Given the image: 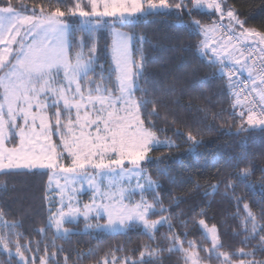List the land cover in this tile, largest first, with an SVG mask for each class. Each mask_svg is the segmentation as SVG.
<instances>
[{"label": "snow or ice", "instance_id": "obj_1", "mask_svg": "<svg viewBox=\"0 0 264 264\" xmlns=\"http://www.w3.org/2000/svg\"><path fill=\"white\" fill-rule=\"evenodd\" d=\"M157 16H175L179 22L176 27L200 37L195 44L186 45L177 36L173 48L192 52L206 62L213 69L211 78L217 73L226 78L225 87L234 97L233 108L242 109L235 134L264 133V30L247 27L249 17L226 0H48L47 7L0 0V175H48L41 205L44 227L33 229L42 236L49 229H54V235L68 236L72 229L64 225L80 218L91 230H115L117 225L121 229L142 227L150 243L142 245L138 259L124 257V264H159L164 252L179 253L184 264H203L205 260L264 264V195L249 203L244 194H236L240 184L247 191L258 187L264 194V165H257L247 151L248 137L238 143L239 152L220 154L225 170L215 173L219 179L211 185L212 192L203 193L214 195L223 185L222 195L234 204L232 216L238 224L231 235L238 237L243 247L233 251H221L232 244L221 240L216 224L196 220L208 215V208L202 207L205 201L193 200L187 212L171 213L170 207H179L186 197L172 195L170 187L153 179L147 167L153 165L156 175L166 177L170 186L192 180L189 176L178 181L170 174L172 152L152 153L161 147L180 148L170 137L160 138L159 134L169 129L184 137L190 154L203 143L197 138L203 129H195L194 135L192 130L172 127L180 117L171 107L175 102L171 98L177 92L188 95L189 89L210 78L188 80L182 72H151L148 64L152 58L144 48L148 37L123 33L116 27L135 26ZM77 32L84 35L77 37ZM103 32L113 38L111 45H105L110 52L107 67L98 63L97 34ZM73 48L79 49L74 56ZM244 70L247 77L237 83ZM196 99L192 97L189 108ZM162 112L166 114L162 116ZM160 123L165 127H159ZM241 164L245 167L240 168ZM229 168L233 171H227ZM257 171L260 176L253 180ZM120 176L134 178L135 185L117 188L115 179L103 184L104 177ZM81 180H87L91 187L88 203H82L80 189L72 187ZM193 185L200 187L194 181ZM51 192L56 195H49ZM165 197L170 207L164 206ZM207 203L210 207L211 201ZM158 213L169 215L150 218ZM189 213L191 223L210 241V247L188 239L189 221L180 217ZM5 215L0 210V264H37V260L38 264H61L57 259L61 247L27 238L28 230H19L23 221H8ZM172 215L182 231L175 230ZM163 225L168 231L158 240L156 232ZM41 245L43 255H39ZM49 247L56 251H49ZM118 259L112 256L111 264H117ZM63 264H68L67 256Z\"/></svg>", "mask_w": 264, "mask_h": 264}, {"label": "trees", "instance_id": "obj_2", "mask_svg": "<svg viewBox=\"0 0 264 264\" xmlns=\"http://www.w3.org/2000/svg\"><path fill=\"white\" fill-rule=\"evenodd\" d=\"M25 3L29 7L33 4L39 6L43 4L47 7L48 0H11L12 4ZM54 2V0H53ZM228 5L235 6L241 13L249 17L247 27H253L259 30H264L261 25L264 24V0H226ZM207 11V10H205ZM199 19L200 16H197ZM244 16H241L243 19ZM187 20V17L184 18ZM179 22L175 16L169 17H147L145 21L137 23L135 26L129 24L122 26L137 36L146 35L148 42L144 44L147 55L152 58L148 64V69L153 73H163L165 71L182 72L186 74L188 80L194 78H202L209 76L207 82L198 84L195 89H189L188 95H181L179 92L175 94L173 99L175 102L171 105L177 112L180 119L172 125V127L181 128L184 132L189 130L196 134L195 129H203L198 139H202L195 153H188L186 150L188 144L183 143L184 137H177L171 129L166 133L159 134L161 138L170 137L173 141L180 144L179 149H168L161 147L155 149L152 155H160L161 153L172 152L173 159L170 164V174L180 179L191 176L192 180L185 184L170 186L166 177L157 176L153 165H147L152 174L153 179H159L166 187H170L172 195L186 197L180 203L179 207L171 206L169 199L164 198V206L170 207V212L173 214L180 213L181 210L187 212L189 204L193 200H203L202 207L208 208L207 216H197L196 220L204 219L211 226L216 224L221 234V240L227 245L232 244V248H224L221 251H233L243 247L239 243L238 237H233L231 233L237 230L238 220L233 219L232 214L236 211L233 203H230L222 194L224 192L223 185L214 195L204 196L205 190L212 192L211 185L218 182L219 177L216 176L217 170L224 169V160L218 159L220 154L229 155L240 151L238 143L245 137H248L247 151L254 157L257 165H264V133H241L236 135L237 127L241 121L239 113L242 111L240 107L233 108L234 97L230 89L225 87L226 78H222L220 73L216 74L215 78H211L213 69L206 62L195 56L192 52L177 51L173 45L178 43L176 37H180L186 45L195 44L200 39L198 36L188 35L187 29L176 27ZM84 33L77 32L76 36L80 37ZM98 47L100 49V57L98 63L107 67L109 59V49L105 45H109V33L103 32L97 34ZM138 45V42H135ZM78 48L72 49L74 56ZM87 54V49H85ZM195 69V71H193ZM93 78L99 79L94 74ZM142 86L143 82H142ZM140 93L137 92V95ZM192 97H197L193 102V107L189 108L188 104ZM195 105L206 110L205 112L197 111ZM223 110V111H221ZM166 113L162 112V116ZM173 117L169 114V120ZM187 122V125L185 124ZM159 127H165L163 123ZM211 130H208V128ZM229 130L230 133L229 134ZM254 137V139H253ZM245 165L241 164L240 168ZM231 172L233 169L229 168ZM259 171L252 177L253 180L258 179ZM46 174H16L13 176L0 175V210L6 213L5 219L8 221L22 220L23 227L20 231H25L27 238L32 240L44 239L46 243H53L63 249L58 252L57 259L63 264L65 256L68 257V264H104V261H109L111 264L112 256L119 258L117 264H124V257L138 259L139 253L143 250L142 245L150 243L147 235L142 227H134L119 232H105L101 230H83L84 222L67 223V226L73 227L72 234L68 236L54 235V229H49L46 235L35 232L33 229L44 227L45 212L41 210V205L44 203L42 197L46 193L47 187ZM193 181L200 185L199 189H195ZM6 186V187H5ZM236 194H244L246 201L251 203L253 200H260L262 195L257 187L255 191H247L244 185H238ZM208 201H211L210 207ZM256 211V206L252 205ZM27 213V214H25ZM160 215H169V213H158L152 217ZM172 222L176 231H182L179 221L175 215L171 216ZM180 219H187L188 222V239L196 240L205 248L210 247V241L205 240L201 231L194 227L191 223V214L186 217L181 216ZM168 231L167 226H158L156 237L159 240L160 236ZM155 247V245H153ZM185 247L187 245L185 244ZM49 251H56V248L49 247ZM81 255L78 256L77 253ZM43 245L41 252L43 255ZM203 257L205 253L200 252ZM163 257L159 264H184L180 259V254L173 252L171 254L161 253ZM258 259L260 257H257ZM234 259H243L242 257H234ZM203 263L216 264L215 260L211 262L205 260ZM38 264V260H37Z\"/></svg>", "mask_w": 264, "mask_h": 264}, {"label": "rangeland", "instance_id": "obj_3", "mask_svg": "<svg viewBox=\"0 0 264 264\" xmlns=\"http://www.w3.org/2000/svg\"><path fill=\"white\" fill-rule=\"evenodd\" d=\"M116 27H117V29L119 31H121L123 33H132L128 29L122 27L119 24H117ZM112 39L113 38H112L111 34L109 33V45H111ZM108 53H109V59H110V52L108 51ZM161 139H163V138H161ZM112 179H115L117 188L134 186L135 183H136V180L134 178H130V177H126V176H120V177H115V178L104 177L103 178V184L107 185L109 183V181L112 180ZM47 185H48V177H47ZM53 187H55V180H53ZM72 187L80 189V194H79L78 198L81 200L82 203H88L89 202V199H90V196H91L92 192H91V187L87 183V180L77 181L75 185H72ZM49 195H56V193L55 192H51V193H49ZM136 199H139V197L137 196ZM150 218L153 219V220H157V219L160 218V216L159 217H152L151 216ZM78 221L84 222L83 218H80L77 221H70L68 223H76ZM91 223H95V221H91ZM100 223H105V220H101ZM66 224L64 225L65 228L73 230V227L67 226ZM82 229L85 230V231L91 230V229L85 228V222H84V225H83ZM125 230L126 229H121L120 226L117 225L115 230L109 229V230H103V231H105V232H119V231H125ZM203 264H207V263H203Z\"/></svg>", "mask_w": 264, "mask_h": 264}, {"label": "built area", "instance_id": "obj_4", "mask_svg": "<svg viewBox=\"0 0 264 264\" xmlns=\"http://www.w3.org/2000/svg\"><path fill=\"white\" fill-rule=\"evenodd\" d=\"M249 63L251 64L252 62L250 61ZM238 77L239 78L236 81L237 83L239 82V79H243V78L247 77V75L242 71L241 73L238 74ZM257 79H258V77H257ZM248 99H251V97L249 96Z\"/></svg>", "mask_w": 264, "mask_h": 264}, {"label": "crops", "instance_id": "obj_5", "mask_svg": "<svg viewBox=\"0 0 264 264\" xmlns=\"http://www.w3.org/2000/svg\"><path fill=\"white\" fill-rule=\"evenodd\" d=\"M243 72H244L246 75H248V73H247V71H246V70H244Z\"/></svg>", "mask_w": 264, "mask_h": 264}]
</instances>
